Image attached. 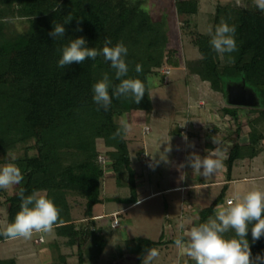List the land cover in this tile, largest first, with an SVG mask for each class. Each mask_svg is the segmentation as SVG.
I'll return each instance as SVG.
<instances>
[{"label":"trees","instance_id":"16d2710c","mask_svg":"<svg viewBox=\"0 0 264 264\" xmlns=\"http://www.w3.org/2000/svg\"><path fill=\"white\" fill-rule=\"evenodd\" d=\"M144 1L0 0V164L10 152L23 148L24 153L13 160L24 175L16 193L20 188L25 189V195L42 190L60 209L63 223L54 226L53 240L57 256L45 264H68L72 253L63 251L62 246H78V264H85V257L90 261L101 259L115 228L112 220L97 225L93 219V207L104 200L102 184L106 171L113 172L119 186L130 189L129 196L115 200L128 206L139 201L138 172L132 166L127 135L113 136L123 116L133 111L152 112L151 84L139 104L130 97L113 98L105 111L93 101L92 86L104 73H108L113 84L119 83L110 62L99 55L63 69L58 67L61 53L57 49L81 36L88 47L97 50L103 48L105 38L111 39L113 46L123 42L128 49L125 60L129 72L125 78H139L146 84L147 77L162 75V65L178 67L179 49L172 43L166 19L154 20L143 8ZM175 9L179 15H196L200 0H176ZM69 13L73 19L65 25V37L53 40L49 35L53 21L63 24ZM9 17L11 21L25 20L27 27L9 32V22H5ZM222 20L236 26L237 51L221 59L210 45L211 36L196 33L193 43L200 58L187 75L196 78L198 89L212 96L217 111L230 115L236 125L240 107L225 105L227 85L244 84L259 98L257 107L249 110L257 115L248 120V141L239 140V125L234 131L236 136L230 134L219 142L218 146L228 151L230 180L238 160L252 159L264 148V12L256 8L253 0H229L217 3L213 31ZM78 27L82 30L76 31ZM137 64L142 66L141 73L135 71ZM219 130L211 128L205 135L216 138ZM32 149L36 151L33 154ZM102 152L106 155L104 164L99 161ZM137 155L143 158L140 150ZM227 188L225 185L214 201L200 210L199 223L214 218L216 208L225 203ZM16 193L3 200L5 193L0 190V208L6 204V221L3 224L0 219V231L14 221L20 210L21 201ZM73 196L84 200V219L80 224L72 215ZM234 235L231 230L225 233L226 238ZM7 239L0 236V243ZM175 239L135 237L127 242L129 253L137 256V264H142L146 248L157 249ZM247 239L253 257L264 256V237L253 242L249 229ZM0 264H18V259L0 256ZM184 264L195 262L187 258Z\"/></svg>","mask_w":264,"mask_h":264},{"label":"rangeland","instance_id":"374dc122","mask_svg":"<svg viewBox=\"0 0 264 264\" xmlns=\"http://www.w3.org/2000/svg\"><path fill=\"white\" fill-rule=\"evenodd\" d=\"M229 0H200V9L196 15L184 16L179 15L175 9L176 0H145L143 8L147 10L154 20L166 19L168 30H170L172 43L179 49L180 64L178 67H172V71L169 75H152L151 80V98L153 102V110L151 113L138 112L130 113L124 118L130 124L131 130L127 134L129 140V151L132 160V166L138 172V195H144L150 190L163 189L166 186L172 185L175 181L180 183L187 180L188 183L192 182L193 171L187 169L186 166L177 171V165L184 162L186 159L183 152H177V139L173 131L175 123L179 120H184L182 117L181 108L185 107V110L189 108L191 113V120L194 122L202 123V129L198 130V133L203 137V134L210 130V125H214V122H207V118L214 120V115H209V107L204 108L206 105L217 110L216 103L212 96H208L206 93H202L198 89L196 78L188 77L187 72L191 65H196L200 58V53L197 47L194 45V38L196 33H203L209 35L208 29L213 27V17L217 3H226ZM27 27V23L22 19H15L9 22L8 31L13 32L17 30H24ZM165 81V83H162ZM200 98L205 103L202 109H199ZM207 103H206V102ZM225 105L230 107H240V119L239 124H235L234 121L223 119L221 122L222 133H229L235 130L237 126H242V130L247 131L250 129L248 120L257 115L256 112H250L251 108L256 106H235L227 101L225 97ZM191 104V106H189ZM198 104V105H197ZM221 112V111H220ZM134 113V114H133ZM186 113L183 111V114ZM134 116H133V115ZM224 114V113H223ZM220 115V114H219ZM223 118L224 115H221ZM231 117V116H230ZM232 119V118H231ZM188 122V121H187ZM188 123L185 122V129L188 130ZM148 126L150 132L143 134V127ZM232 127V130L229 127ZM229 131V132H228ZM249 132V131H248ZM235 134V133H234ZM227 135V136H228ZM171 138V140H170ZM184 140V138H182ZM226 139V136L222 140ZM170 140L172 151L167 153V158L170 163H164L160 161V156L164 157V149L168 146ZM205 141V140H204ZM182 147V146H181ZM179 147V149H181ZM146 149L149 156L155 157L156 161H160L155 167H148L147 163L138 158V151ZM183 149V147H182ZM181 149V150H182ZM183 151V150H182ZM35 150H31L30 153H35ZM24 153L23 148H19L14 152H10L6 156V160L0 165L13 160ZM102 155L106 157L104 152ZM256 162L264 165V148L259 157H256ZM146 163V164H145ZM261 164V165H262ZM226 163L224 162L223 172L225 171ZM262 170L264 172V166ZM243 168H238L235 171L236 176H240L243 173ZM181 172L184 173L185 179L180 180ZM197 177L200 175L195 173ZM224 174H226L224 172ZM207 179H214V176L206 177ZM261 183V184H260ZM243 185L244 183H240ZM250 186L259 185L260 190L264 191V181L248 182ZM253 189H255L253 187ZM258 189V187H256ZM217 189L214 187H208L206 189L198 190V195L201 197L197 203L201 207L207 205L206 201L213 197L214 192ZM17 191V185L8 190H4V199L13 195ZM228 194L236 195L233 188H229ZM151 196L145 199L143 202L128 208L127 211L121 213L118 216L120 224L113 229V234L109 237L108 245L101 257L97 261H90L85 257V264H137V256L129 253V246L127 240H131L135 237H143L151 240H158L164 237L166 240L171 238H178L182 235L184 229H187L185 219L180 218L179 209L181 208V195L180 191H169V193ZM130 195V189L128 186H119L116 176L111 170L106 171L102 184V198L103 202L95 205L94 213L105 212L109 213L113 210L121 209L126 206L115 198H123ZM204 199V200H203ZM206 200V201H205ZM73 211L72 215L77 224H80L84 219V208L81 206L84 204V200L80 197H70ZM0 208V219L2 223H5L6 204ZM189 207V205H188ZM110 216V215H109ZM185 218V217H184ZM200 218V217H199ZM82 219V220H81ZM112 216L106 217V220L110 221ZM107 223L103 222V219L97 222V225ZM167 223L172 225V231L167 227ZM194 224H197L196 221ZM183 225L182 229L180 226ZM193 226V225H192ZM43 237H40V236ZM56 236L55 231L50 233H33L31 239H7L1 245V257L11 258L17 257L18 264H45L53 261L57 256V248L53 242ZM39 238L35 244L34 240ZM43 239V242L41 240ZM62 250L72 253L67 261L68 264H78L79 251L78 246L72 249L62 246ZM160 255L153 261V264H184L187 256L182 255L180 251L175 247L174 243H167L157 248ZM123 255V256H121Z\"/></svg>","mask_w":264,"mask_h":264},{"label":"clouds","instance_id":"9594fccd","mask_svg":"<svg viewBox=\"0 0 264 264\" xmlns=\"http://www.w3.org/2000/svg\"><path fill=\"white\" fill-rule=\"evenodd\" d=\"M253 3L256 8L264 12V0H253ZM72 19L73 17L69 13L63 24L53 21V30L49 33L53 40L65 37V25ZM5 22H11V18H5ZM81 30L79 27L76 29V31ZM208 32L211 36L210 45L221 59L225 54L237 51L235 25H230L222 20L214 31L210 27ZM57 51L61 53L58 67L63 69L72 63L83 64L89 58L94 60L99 55H103L104 59L110 62L111 68L115 70V79L119 83L113 84L108 73H104L102 78L92 86L93 101L105 111L110 108L113 98L130 97L133 103L139 104L145 93L148 92V85L152 83L151 77L146 78L147 84L139 78H125L129 72L125 60L128 49L123 42H118L113 46L111 39L105 38L103 48L97 50L95 47H88L86 39L81 36L71 39L67 45ZM229 59L232 58L229 56ZM135 71L141 73L142 66L137 64ZM130 130L129 122L122 117L120 127L113 138L117 136L124 138ZM183 138L188 147H194V142H189L186 135ZM170 140L164 149V157L160 156V161L164 163H170L167 158V153L172 151ZM212 142L215 147L207 149L206 156L201 157L195 152L189 153L186 160L176 166L177 171L187 165L194 173L205 178L216 175L224 167L227 150L216 146L219 144L216 139H212ZM152 158L156 164L160 162L156 161L155 157ZM185 178L184 173L181 172L179 179ZM23 180L24 175L15 163L8 162L0 165V190L12 189ZM16 195L21 201L20 210L16 213L14 221L7 224L3 231H0V236L8 239L23 238L27 240L32 238L33 233H50L54 226L63 223L60 220V209L42 190H34L31 194L25 195V189L20 188ZM180 227L184 228L183 225ZM249 229L253 242L264 237V191L260 189L236 194L233 199L228 201L227 206L216 208L214 218L184 229L182 235L174 240V245L182 255L187 256L195 264H264V256L257 254L253 257L252 255L247 239ZM230 230L235 235L232 238H226L225 233ZM159 255L156 248H146L141 257L142 264H153Z\"/></svg>","mask_w":264,"mask_h":264},{"label":"crops","instance_id":"0c3cea01","mask_svg":"<svg viewBox=\"0 0 264 264\" xmlns=\"http://www.w3.org/2000/svg\"><path fill=\"white\" fill-rule=\"evenodd\" d=\"M201 100L202 99H199V101H201ZM189 106H191V104H189ZM206 107L207 108L209 107L208 108L209 109V112H208L209 115H214V120L215 121H213L210 117L206 119L207 122H214L213 123L214 125H210V127L211 128L217 127V128L220 129L219 132L216 134V138L215 137H207L205 134L208 131L203 134V137H205L204 139L200 138L201 135L198 133V130L202 129V123H198L196 121L193 122L191 120V113L189 112L191 108H189V107H188L187 110H185V107L181 108L180 112H182V117H183L184 120H179L177 123H175L174 127L172 128L174 133H175V135H176V139H177V146H176L177 152H179V151L183 152L185 157H187L189 155V153H191V152H195V153L199 154L201 157H204V156L207 155V151L206 150L207 149H212L215 146L213 144V142H212V139H216L217 141L220 142L223 137H225V136L228 137L229 136L228 135L229 133H225V134L223 133V136H221L222 127H221L220 124H221L222 121H224L223 119H227V120L231 121L232 119H231L230 115L223 114L222 112L217 111L216 109H214V108H212L210 106H207V105L204 108H206ZM199 109H202V107H200ZM183 111H185L186 113L183 114ZM133 112L134 113H138V111H133ZM221 115H224V117L222 118ZM185 122L188 123L187 125H188V130H190L189 131L190 133H188V131H186V133L182 132V129L185 128L184 127L185 126ZM222 123H224V122H222ZM229 129L232 130V127L230 126ZM234 131L235 130H232V132H230V134H232L233 136H236V133ZM248 131L249 130H247V131L242 130L241 131V136L239 137V140L242 143H245V142L248 141ZM142 132H143V134H146V133H144V127H143V131ZM184 135L187 136L189 142H194V147H188L187 142L182 139ZM210 144H213L214 146H211V147L208 146ZM218 145H216V146H218ZM181 146L183 147V149H182ZM179 147H181V149L183 151L181 149H179ZM140 151H141L140 157H144L147 154L148 158L150 160H153V158H151L149 156V154L147 153L145 148L141 149ZM260 154L258 156H256V157H259ZM226 156L228 158V151H226ZM256 157H254L252 159H247L246 158V159L238 160L233 165V168H232V171H231L230 180H228V177H227V166L225 167V171H224L226 174H224L223 170L221 169L215 175L214 179H207V178H205L203 176L197 177L195 173H193V175H192V173H190L191 176H193L192 177V182H190V183H188L187 180H184L181 183L177 180L172 185L166 186L163 189L150 190L149 192H147L144 195H140L139 194L138 195L139 201L137 203H135L133 205H130V206H128L126 204V206H124L123 208L117 209V210H113L112 212H109V213H105V212L94 213V210H93V216H94L93 219L95 220L96 223L99 222V220H101V219H103V222H105V221L108 222V220H106V217H110L114 213H118V216H119L121 213L127 211L128 208L133 207L135 205H138L139 203L143 202L145 199H147V198H149L151 196L159 195L160 193H163V192H165L164 194H166V193H169V191H180L182 193V195H181V206H180L181 208L179 209V214L181 216L180 218L185 219V221H189L185 225H186V227L190 228L192 225H194L195 221H196L197 224H199V222H200V218H199L200 210L202 208H205V207L209 206L214 201V199L221 193V191H222V189H223V187L225 185H228L227 191L229 190V188H233L234 192L237 193V194L238 193L239 194H243V193H245V192H247L249 190H252L253 187L255 189H256V187H258V189L261 188V186H259V185L250 186L248 184V182H252V181L253 182H255V181L256 182L257 181L258 182L259 181H264V172L262 170V165L263 164L259 163V162H256L255 161ZM140 159L142 161V158H140ZM226 160L224 161L225 163H226ZM156 165L157 164L155 163L154 167ZM186 168L192 170L190 166L186 165ZM238 168H240V169L243 168L244 169L243 173H240V176H236V174H235V171H237ZM240 183H244V184L241 185ZM208 187H214L217 190H216V192H214L213 197L211 199H209L207 201L205 200L207 205L204 206V207H201L200 205L197 204V203L200 204V202H198L199 199H197V198L201 199V197L198 195V193H199L198 190L206 189ZM227 191H226V196H225V203L222 204L221 206H227V204H226L227 199L235 197L234 195L228 194ZM188 205H189V207H188ZM94 207H93V209H94ZM111 220H113V217H112ZM74 221L76 222L77 220H74ZM119 224H120V222H119ZM167 227H169L172 231H174L172 229V225L170 223L169 224L167 223ZM115 228H113V229H115ZM40 237H43V236L41 235ZM38 240H39V238H36L34 240V243L35 244H40V242L36 243V241H38ZM3 243H4V241L0 243V256H1V245Z\"/></svg>","mask_w":264,"mask_h":264},{"label":"water","instance_id":"95a60500","mask_svg":"<svg viewBox=\"0 0 264 264\" xmlns=\"http://www.w3.org/2000/svg\"><path fill=\"white\" fill-rule=\"evenodd\" d=\"M227 101L235 106H256L259 104V98L256 93L247 88L244 84H229L226 87Z\"/></svg>","mask_w":264,"mask_h":264},{"label":"built area","instance_id":"2783aa9c","mask_svg":"<svg viewBox=\"0 0 264 264\" xmlns=\"http://www.w3.org/2000/svg\"><path fill=\"white\" fill-rule=\"evenodd\" d=\"M159 71H160V73L162 74V75H169L170 73H171V71H172V67L171 66H169V65H166V64H164V65H162L161 67H160V69H159ZM199 106L200 107H204L205 106V103L203 102V101H200V104H199ZM230 119V118H229ZM150 132V128L148 127V126H145L144 127V133H149ZM182 132L183 133H186V130L185 129H182ZM146 163H147V165H148V167H150L149 165L150 164H152L153 166L155 165V162L153 161V160H150L149 158H148V156L146 155V156H144V159H143ZM99 161L101 162V163H105L106 162V157L104 156V155H100L99 156ZM152 166V167H153ZM231 199H233V198H229V199H227V201H226V204H228V201L229 200H231ZM112 217H113V220H112V222H111V224H112V226L113 227H118V225H119V219H118V213H114V214H112ZM41 240L43 241V238H41Z\"/></svg>","mask_w":264,"mask_h":264}]
</instances>
